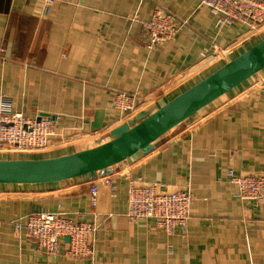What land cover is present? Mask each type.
I'll return each instance as SVG.
<instances>
[{
  "label": "crops",
  "instance_id": "obj_1",
  "mask_svg": "<svg viewBox=\"0 0 264 264\" xmlns=\"http://www.w3.org/2000/svg\"><path fill=\"white\" fill-rule=\"evenodd\" d=\"M155 8L185 22L147 49L143 21ZM37 9L36 0H0V95L16 111L53 119L54 133L40 152L45 156L106 140L115 126L154 110L264 37V25L251 29L246 20L218 30L216 16L200 0H54L43 13ZM212 44L223 55H215ZM263 74L208 103L152 150L106 175L0 183V264H264V202L240 198L228 174L264 173V87L256 82ZM119 91L137 94L134 113L112 105ZM99 110L101 127L92 130ZM9 154L0 152V158H13ZM130 182L189 189L185 226L167 233L154 218L129 220ZM35 211L94 223L92 253L69 257L64 237L59 254L47 253L24 227L15 228Z\"/></svg>",
  "mask_w": 264,
  "mask_h": 264
},
{
  "label": "built area",
  "instance_id": "obj_2",
  "mask_svg": "<svg viewBox=\"0 0 264 264\" xmlns=\"http://www.w3.org/2000/svg\"><path fill=\"white\" fill-rule=\"evenodd\" d=\"M54 0H36L39 14ZM211 14L216 16V27L220 30L226 23L246 20L251 29L264 25V0H200ZM174 15L162 8H155L151 17L143 21L147 39L145 46L152 49L173 36L181 26ZM215 55H223L217 45L212 44ZM207 52V49L204 50ZM264 87V74L256 80ZM136 93L119 91L113 96L112 105L124 115L132 114L138 107ZM55 123L48 115L29 116L12 108L8 96L0 95V152L32 153L47 150L49 137L54 133ZM230 180L238 187V196L264 202V173L235 174L228 171ZM112 186L110 179H105ZM96 184L90 187L92 203H96ZM193 195L189 189L160 190L157 183L137 185L130 182L127 187L125 216L132 221L154 218L158 226L172 233L176 226H185L190 217ZM24 227L26 234L50 255L59 254V239H67L65 254L72 258L92 253L90 237L95 230L92 222L74 220L61 212L35 211L15 228Z\"/></svg>",
  "mask_w": 264,
  "mask_h": 264
},
{
  "label": "water",
  "instance_id": "obj_3",
  "mask_svg": "<svg viewBox=\"0 0 264 264\" xmlns=\"http://www.w3.org/2000/svg\"><path fill=\"white\" fill-rule=\"evenodd\" d=\"M264 69V37L225 61L152 111L125 121L95 145L55 156L0 158V183H44L87 175H106L114 165L147 153L169 130L189 121L208 103ZM102 123L97 111L92 130Z\"/></svg>",
  "mask_w": 264,
  "mask_h": 264
},
{
  "label": "rangeland",
  "instance_id": "obj_4",
  "mask_svg": "<svg viewBox=\"0 0 264 264\" xmlns=\"http://www.w3.org/2000/svg\"><path fill=\"white\" fill-rule=\"evenodd\" d=\"M45 153L40 152H32V153H10L8 156H12L13 158L28 156V157H46Z\"/></svg>",
  "mask_w": 264,
  "mask_h": 264
}]
</instances>
